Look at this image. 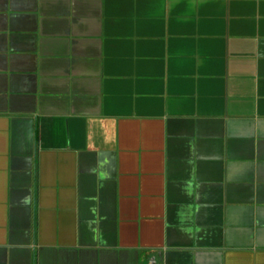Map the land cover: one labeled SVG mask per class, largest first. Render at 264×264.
<instances>
[{"label": "crops", "instance_id": "crops-1", "mask_svg": "<svg viewBox=\"0 0 264 264\" xmlns=\"http://www.w3.org/2000/svg\"><path fill=\"white\" fill-rule=\"evenodd\" d=\"M0 264H264V0H0Z\"/></svg>", "mask_w": 264, "mask_h": 264}]
</instances>
